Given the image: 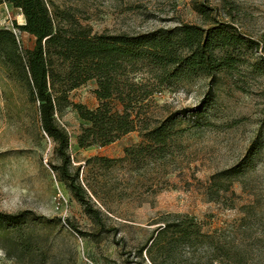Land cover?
I'll return each instance as SVG.
<instances>
[{
    "label": "rangeland",
    "instance_id": "rangeland-1",
    "mask_svg": "<svg viewBox=\"0 0 264 264\" xmlns=\"http://www.w3.org/2000/svg\"><path fill=\"white\" fill-rule=\"evenodd\" d=\"M76 10L80 22L95 34H142L181 24L203 26L194 3L207 1L218 21H230L259 45L243 53L250 63L233 74L211 79L201 75L161 88L155 116L196 109L212 88V102L200 120L176 122L175 144L182 150L163 166L156 158L135 167L125 150L142 142L138 132L113 145L80 149L78 136L89 123L73 108L57 116L70 139L71 170L88 193L100 223H95L53 172L58 165L53 142L43 133L23 91L6 84L0 71V212H32L20 235L29 253L0 239V264H264V0H47ZM20 10L0 6V28L17 34L23 51L35 39L15 29L25 25ZM95 81L70 93V101L94 110ZM14 103L6 107L4 95ZM162 93L163 96H159ZM255 154L238 175H222L247 155ZM112 161V162H108ZM33 218V219H35ZM200 235L180 240L185 219ZM167 222V238L155 241ZM18 235L11 234L10 238ZM9 253V254H7Z\"/></svg>",
    "mask_w": 264,
    "mask_h": 264
},
{
    "label": "trees",
    "instance_id": "trees-1",
    "mask_svg": "<svg viewBox=\"0 0 264 264\" xmlns=\"http://www.w3.org/2000/svg\"><path fill=\"white\" fill-rule=\"evenodd\" d=\"M4 4L21 11L26 23L14 28L32 36L35 45L23 51L14 30L0 28L2 76L6 84L23 91L25 103L34 108L41 130L53 142L59 160L58 165H51L53 172L95 223H100V212L79 181V169L71 170L70 139L58 124V115L71 107L89 123L78 136L80 149L106 148L138 132L142 142L125 150V160L140 167L154 157L165 166L182 150L174 141L179 133L174 129L176 122L181 118L200 120L212 102V88L198 108L171 112L164 119L155 116L159 90L201 75L211 79L212 87L222 72L233 74L243 64L254 71L258 68L243 53H254L259 45L238 31L229 1L224 9L230 21H218L213 16L217 9L208 6L207 1H195L203 26L181 24L142 34H95L77 19L76 10H62L47 0H0V6ZM91 81L97 86L94 95L98 107L94 110L74 104L69 98L71 92ZM4 101L7 108L14 103L7 94ZM254 154L252 146L241 162L222 175L241 174ZM35 217L32 212H0V239L29 253V243L20 232L31 220H39ZM184 219V229L179 233L180 240L187 243L200 233L196 223ZM172 224L167 222L155 241L167 238L174 226L182 227ZM13 233L18 236L10 238Z\"/></svg>",
    "mask_w": 264,
    "mask_h": 264
},
{
    "label": "built area",
    "instance_id": "built-area-1",
    "mask_svg": "<svg viewBox=\"0 0 264 264\" xmlns=\"http://www.w3.org/2000/svg\"><path fill=\"white\" fill-rule=\"evenodd\" d=\"M159 96H163V95H162V93H160V95H159ZM98 149H102V148H98Z\"/></svg>",
    "mask_w": 264,
    "mask_h": 264
},
{
    "label": "crops",
    "instance_id": "crops-1",
    "mask_svg": "<svg viewBox=\"0 0 264 264\" xmlns=\"http://www.w3.org/2000/svg\"><path fill=\"white\" fill-rule=\"evenodd\" d=\"M95 89H96V87H95ZM95 89H94V90H95ZM97 102H98V101H97ZM97 107H98V106H97ZM97 107H96V108H97ZM96 108H95V109H96Z\"/></svg>",
    "mask_w": 264,
    "mask_h": 264
}]
</instances>
